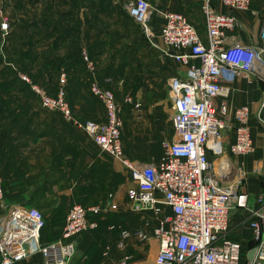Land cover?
<instances>
[{
    "label": "built area",
    "instance_id": "1",
    "mask_svg": "<svg viewBox=\"0 0 264 264\" xmlns=\"http://www.w3.org/2000/svg\"><path fill=\"white\" fill-rule=\"evenodd\" d=\"M118 1L151 36L153 7L148 0ZM218 1L227 9L225 12L217 11L212 0H202L205 40L182 13L161 12L159 37L165 48L156 47L177 66L176 74L167 81L173 133L161 140L162 155L157 162L141 163L124 155L121 105L112 89L98 80L95 64L85 50L82 59L90 75L89 91L104 109L102 122L74 118L65 98V72L60 73L59 87L53 96L31 84L26 76H20L43 108L60 112L128 174L132 185L126 195L132 208L151 210L157 215L152 231L158 242L154 264H264V188L256 197V205L249 208L247 194L240 190L248 172L233 159L254 152L251 112L248 105L230 107L227 102L230 85L237 77L243 76L249 83L264 82V40L260 45H239L230 35L238 26L235 11L247 10L251 0ZM0 27L7 28L3 19ZM125 101L130 102V97ZM227 130L233 131L232 139L225 134ZM251 172L264 179V157L253 162ZM2 198L0 179V203ZM110 206L116 208V204ZM235 208L246 209L250 216L256 249L251 262L242 256L241 244L226 237L230 211ZM103 210L98 204L72 205L60 236L42 244V212L32 206H12L6 219L0 221V264H13L32 253H39L44 264H72L74 237L95 228L96 221L89 220L88 215ZM131 238L128 230H121L117 247L125 250ZM134 238L141 240L146 236L138 230ZM129 263L130 256L123 254L114 264Z\"/></svg>",
    "mask_w": 264,
    "mask_h": 264
},
{
    "label": "crops",
    "instance_id": "2",
    "mask_svg": "<svg viewBox=\"0 0 264 264\" xmlns=\"http://www.w3.org/2000/svg\"><path fill=\"white\" fill-rule=\"evenodd\" d=\"M8 1L10 11L6 12L7 28L5 31L0 28V41L6 35V51H2V43V47L0 46V179L3 189L0 221L6 219L14 205L32 206L42 214H59L61 217L58 223L55 222L54 226H47L41 231L40 242L47 244L53 241L52 231L60 230L64 219L62 215L67 214L72 205H101L105 200H109L112 163L107 153H83L84 143H87L86 137L74 125L64 126L60 119H31V111L28 110L29 96L24 95L22 84L15 77H41L51 70L50 63H54L52 69L55 72L60 70L59 75L62 71L65 72L69 78L68 99L72 114L79 121H96L92 119L94 115L88 87L80 83H85V76L90 78L87 71V75H83L80 54L82 55L83 50L91 54L97 76L96 63L111 60V51L115 47L119 48L121 44L125 46V36L121 39V31L125 33L128 14L124 6L117 4L119 2L123 5L122 1L118 0H55L54 3L50 0L45 2L44 6L34 1V7H31L30 0ZM148 1L164 11L182 13L196 28L201 38L206 39L202 0ZM212 4L217 11L227 10L218 0H212ZM235 16L238 26L230 33L232 41L239 45H260L264 40V0H251L249 8L245 11H235ZM163 56L174 64L169 57L164 54ZM38 72L42 74L39 75ZM175 74L174 69L171 77ZM108 84L112 89V80ZM263 97L264 82L254 80L249 83L243 76L237 77L230 85L227 97L230 107L248 105L251 112L249 126L254 152L233 158L237 165H242L248 172L240 190L247 194L249 208L256 205V197L264 188L261 179L251 172L253 162L264 157V107H261ZM117 101L121 105L122 120V103L132 104L136 108L140 107V117L143 119L141 125L145 133L156 130L160 121L168 119L171 131L163 138L172 135L171 102L165 104L158 94H153L150 100L146 98L143 106L133 100ZM25 110L29 111L26 116ZM102 110L103 115L98 117L101 118L98 122L105 120L103 107ZM19 111L21 116L17 115ZM128 122L129 119L123 121L121 131H124ZM225 134L230 139L233 138V131L227 130ZM64 141L71 144L74 152L81 150V153H64ZM124 155L130 160L151 163L159 160L162 149L161 153L153 150L149 153ZM116 170L114 167L115 172ZM131 185L130 180L127 189ZM162 210L168 211L165 207H162ZM138 216L136 213L126 212L123 215V223L135 228L138 226ZM131 219H134L133 225ZM249 219L246 209H232L226 234L228 239L241 244L242 253L245 255L253 247L246 245H251L254 241ZM156 224L157 218L153 228ZM105 234L107 235L106 230L101 226L97 230L76 235L72 264H108V259L101 258L99 251L105 242ZM131 240L132 238L126 242L124 252H127L128 247L135 246ZM150 241L151 245H156L155 252L150 254L152 259H149V264H154L158 242L153 236ZM108 250H104V254L108 253ZM116 252L114 250L113 254ZM13 264H44V261L39 253H32Z\"/></svg>",
    "mask_w": 264,
    "mask_h": 264
},
{
    "label": "rangeland",
    "instance_id": "3",
    "mask_svg": "<svg viewBox=\"0 0 264 264\" xmlns=\"http://www.w3.org/2000/svg\"><path fill=\"white\" fill-rule=\"evenodd\" d=\"M34 1L44 6L45 2H48L50 0H30L29 3L31 4V7H34L36 5L33 3ZM52 1L53 3L55 2V0ZM149 3L153 7L149 24V29L152 35L148 37L143 29L139 25L135 24L128 15H126L125 33L123 34V32L121 31V39L123 38V35L125 36V46L121 44L119 48L115 47L111 51V60L107 62L96 63L97 76L99 74L107 76L104 79L105 82L106 80H108V82L106 83H110L112 80L113 92L116 94L120 102H123V100L130 97L133 102H138L141 106H143L145 99L147 98L148 100H150L153 94H158L165 104L167 102H170L168 96L167 81L169 77H171L174 69L176 72L177 66L175 62L173 64L172 62L170 63L169 61H167V59L164 58L161 50L156 47L158 46L160 48H165V45L162 43L159 37L163 23L161 12L164 10L158 8L156 5H153V3L151 2ZM117 4L123 7L121 3L117 2ZM8 6L10 7V3L8 0H0V8L3 9H0V22L2 19L7 22L6 12L10 11L8 10L10 9ZM2 39L4 40L2 41ZM1 43L3 44V47L1 46ZM4 43L6 44V35H4L0 41V46L2 47L3 52L6 51ZM98 64L99 66H97ZM54 65V63H50L51 70L47 71L44 75H41L42 73L38 72L41 77L32 79L37 81V83L41 85L40 87H47L48 89L53 90V88L59 85L58 73L60 71L58 70V72H55L52 69ZM81 70L83 71V69ZM83 75L85 76L84 72ZM84 81L85 83L83 81L80 83L82 86H87L89 91V80L88 78H86V76L84 78ZM22 87L24 89V95L26 97L29 96L30 106L28 110L31 111L29 115L31 119L36 118L38 120L44 118L52 119V121L60 119L64 126H73L72 122L67 120L60 112L55 110H48L41 107L36 95L33 94L24 84H22ZM25 100L27 102V99ZM90 101L92 104V112L94 115L92 119L96 121L101 120V118L98 117L100 115H103L102 107L98 103H96L93 98H90ZM139 108L140 107H134L132 104H126L124 106L123 121L125 122L126 119H129L126 128L124 129V131H121L124 144V153H149L153 150H158L159 153H161L160 140L171 131L170 121L168 119L163 120V122L160 121L158 124V128L156 130H151L147 134L145 133L144 128L141 125L143 119L140 117L141 113L139 111ZM28 110H25V116L29 113ZM20 113L21 111H19L17 115L21 116ZM73 116L75 117L74 114ZM85 137L87 143H84L85 146H83V153H85L86 151H88L89 153H106L100 147H98V145H96L89 137H87L86 135ZM63 149L64 153H81V150L74 152L72 150L71 144H69V142L67 141H64ZM110 158L113 170L110 191L111 196L109 197V200H105L104 202H102L103 204H101V207L104 208L103 212H101V218L104 221L103 227L105 228L107 235H104L105 242L103 243V247L101 248V250H99L100 256L101 258L108 259V264H114L118 260L120 255L126 253L130 256L131 264H149V261L152 259V256L150 257V254L154 253L156 249V245L150 244V238L152 237V228L156 222L157 217L151 210L142 209L140 211H136L132 208L131 203L126 195L128 187L127 185L130 184L129 176L118 163V161H116L111 156ZM114 167L117 169L116 172L114 171ZM125 183L127 184L125 185ZM112 204H116V208H111L110 205ZM126 212H132L139 215L137 227L131 228V226L123 223V218H125L123 217V215ZM44 217L46 220V224L48 223V225L52 226L56 218L55 215L48 212L46 214L44 213ZM133 221L134 219H131L132 225ZM112 224L118 226L120 229L127 228V230L132 235V244L135 246L128 247L129 249L127 250V252H124V250L118 248L116 245V240L120 232H116V234L111 233L112 231H110L109 228L112 227H109V225ZM138 230L142 231L145 234L146 238L135 240L134 233ZM55 238L56 234L53 236L51 241ZM246 246H249V243ZM108 249L110 250V252ZM113 249L117 251L116 254H113ZM104 250H108V253L105 252L104 254ZM150 264H153V262H151Z\"/></svg>",
    "mask_w": 264,
    "mask_h": 264
},
{
    "label": "trees",
    "instance_id": "4",
    "mask_svg": "<svg viewBox=\"0 0 264 264\" xmlns=\"http://www.w3.org/2000/svg\"><path fill=\"white\" fill-rule=\"evenodd\" d=\"M130 18V17H129ZM131 19V18H130ZM132 20V19H131ZM133 21V20H132ZM136 24V23H135ZM89 54V53H88ZM89 56H90V58H91V54H89ZM92 59V58H91ZM80 60H81V67H82V69H83V72H84V74H86V70H85V65H84V62H83V59H82V55L80 54ZM53 69H54V66H53ZM66 74V73H65ZM99 74V73H98ZM87 75V74H86ZM52 76V75H51ZM38 76H33V75H31L30 77H27L29 80H30V82H31V84H36V85H39L38 83H37V81H35L34 79H32V78H37ZM98 77V79H99V81H100V83L102 84V85H104V86H106V87H110L109 86V84L108 83H106L105 81H104V79H105V77H107V76H103V75H98L97 76ZM16 78H18L19 80H20V82H21V84H24L26 87H28V89L33 93V94H35L34 93V91L31 89V87H30V85L28 84V83H26L23 79H21L20 77H15V79ZM58 78H59V73H58ZM14 79V78H13ZM89 80V79H88ZM68 81H69V78L67 77V74H66V83H65V85H64V89H65V98H66V100L68 101V104H69V106H70V109H71V105H70V103H69V99H68ZM88 85H89V82H88ZM39 86H41V85H39ZM58 87H59V85H57L55 88H53V90H50V89H48L47 87H42V88H44L45 90H46V92L48 93V94H50V95H55L56 94V92H57V90H58ZM89 94H90V96H91V98H93V100L96 102V103H98L100 106H101V104L99 103V101L90 93V91H89ZM115 94V93H114ZM36 95V94H35ZM36 97H37V95H36ZM115 97H116V99L118 100V97L116 96V94H115ZM38 98V97H37ZM124 105H125V103H122V107H124ZM102 107V106H101ZM71 111H72V109H71ZM72 113H73V111H72ZM121 138H122V134H121ZM123 140V139H122ZM261 182L263 183V187H264V179H261ZM55 215V221H54V223H53V225L52 226H54V224H55V222L56 223H58V219L61 217V215H59V214H54ZM65 215V216H64ZM43 216H44V214H43ZM90 215H88V219L89 220H91V221H96V223H97V225H96V227L95 228H93V229H89V230H97L99 227H101V226H103L104 225V221L102 220V218H101V213L100 214H96V215H93V216H90ZM62 217L64 218L63 219V223H62V226H63V224H64V221H65V217H66V213H63V215H62ZM47 226H50V225H48V223L46 224V220H45V217H44V226H43V228L41 229V231L45 228V227H47ZM62 226H61V228H60V230L59 231H57V232H55V231H52V233H53V235H55L56 234V238L55 239H57L59 236H60V233H61V229H62ZM109 227H112V228H109V230L110 231H112L111 233H113V234H116V232H120L122 229H120L118 226H116V225H109ZM89 230H86V231H89ZM84 232V231H83ZM40 235H41V232H40ZM54 239V240H55ZM53 240V241H54ZM254 245V241H253V243H251V245H249L250 246V248L252 247ZM242 256L244 257V258H246V255H245V253H242ZM130 262H131V259H130Z\"/></svg>",
    "mask_w": 264,
    "mask_h": 264
},
{
    "label": "water",
    "instance_id": "5",
    "mask_svg": "<svg viewBox=\"0 0 264 264\" xmlns=\"http://www.w3.org/2000/svg\"><path fill=\"white\" fill-rule=\"evenodd\" d=\"M256 252V249L255 247L249 249L247 252H246V258L249 262H251L253 260V257H254V254Z\"/></svg>",
    "mask_w": 264,
    "mask_h": 264
}]
</instances>
